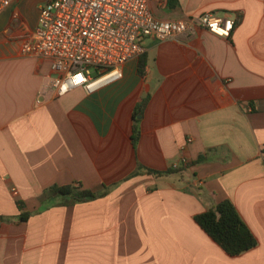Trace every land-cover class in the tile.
<instances>
[{
  "label": "crops",
  "instance_id": "crops-1",
  "mask_svg": "<svg viewBox=\"0 0 264 264\" xmlns=\"http://www.w3.org/2000/svg\"><path fill=\"white\" fill-rule=\"evenodd\" d=\"M28 1L0 16V264H264V0H151L162 20L237 24L150 37L144 76L133 59L121 80L62 97L50 61L22 51L45 2L30 17ZM54 186L108 192L64 205L43 199ZM224 200L258 242L241 255L195 220Z\"/></svg>",
  "mask_w": 264,
  "mask_h": 264
},
{
  "label": "built area",
  "instance_id": "built-area-1",
  "mask_svg": "<svg viewBox=\"0 0 264 264\" xmlns=\"http://www.w3.org/2000/svg\"><path fill=\"white\" fill-rule=\"evenodd\" d=\"M15 1L0 0V16ZM236 24L230 13L211 11L162 20L151 0H45L22 51L50 61V88L62 97L76 88L93 93L121 80L123 66L147 53L150 37L168 41L202 28L230 38Z\"/></svg>",
  "mask_w": 264,
  "mask_h": 264
},
{
  "label": "trees",
  "instance_id": "trees-1",
  "mask_svg": "<svg viewBox=\"0 0 264 264\" xmlns=\"http://www.w3.org/2000/svg\"><path fill=\"white\" fill-rule=\"evenodd\" d=\"M147 66L146 54L139 58V74L145 75ZM147 105L145 99L135 112V120L138 123L137 117L144 111ZM139 138L138 128H135L133 143L137 146ZM206 158L201 157L199 162L204 161ZM139 169L142 166L139 165ZM177 170L168 169L166 171L149 170L151 174L157 176L168 175L176 172ZM108 188L101 192H93L86 189H81L75 186H54L47 189L43 194L45 201H51L55 197L64 199L63 204L67 203H82L103 197L107 194ZM19 207L23 206L19 202ZM30 214H21L20 220L26 221ZM197 224L229 255L237 256L255 248L258 244L256 237L251 232L247 224L241 218L235 205L230 200H224L218 205L212 207L208 211L197 215L195 217Z\"/></svg>",
  "mask_w": 264,
  "mask_h": 264
},
{
  "label": "rangeland",
  "instance_id": "rangeland-1",
  "mask_svg": "<svg viewBox=\"0 0 264 264\" xmlns=\"http://www.w3.org/2000/svg\"><path fill=\"white\" fill-rule=\"evenodd\" d=\"M40 4V0H29L28 5L30 6V17L34 13L35 9Z\"/></svg>",
  "mask_w": 264,
  "mask_h": 264
}]
</instances>
